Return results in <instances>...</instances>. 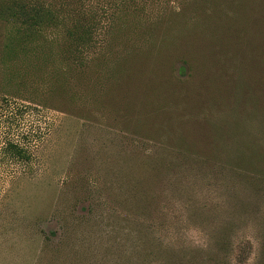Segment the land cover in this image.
Here are the masks:
<instances>
[{"label":"rangeland","instance_id":"rangeland-1","mask_svg":"<svg viewBox=\"0 0 264 264\" xmlns=\"http://www.w3.org/2000/svg\"><path fill=\"white\" fill-rule=\"evenodd\" d=\"M134 1L64 0L97 41L0 192V264H264V0Z\"/></svg>","mask_w":264,"mask_h":264},{"label":"trees","instance_id":"trees-1","mask_svg":"<svg viewBox=\"0 0 264 264\" xmlns=\"http://www.w3.org/2000/svg\"><path fill=\"white\" fill-rule=\"evenodd\" d=\"M54 2L0 0V192L32 173L33 148L41 132L35 122L43 117L46 99L55 92L65 96L64 81L85 66L96 45L95 13L70 10L66 15L64 0L58 8ZM134 2L115 0V6L129 17ZM211 264H226L225 257Z\"/></svg>","mask_w":264,"mask_h":264}]
</instances>
